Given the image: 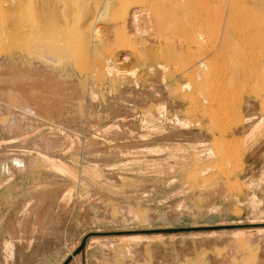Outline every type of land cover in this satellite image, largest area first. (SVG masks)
Returning <instances> with one entry per match:
<instances>
[{
	"label": "rangeland",
	"instance_id": "374dc122",
	"mask_svg": "<svg viewBox=\"0 0 264 264\" xmlns=\"http://www.w3.org/2000/svg\"><path fill=\"white\" fill-rule=\"evenodd\" d=\"M20 1L97 31L89 61L116 68L81 75L9 51L0 0V264H63L78 248L76 264H264V7L214 4L225 46L195 72L185 68L198 56L158 51L183 20L169 13L158 39L147 15L134 23L147 3L121 20L113 0ZM247 28L258 33L246 42ZM83 42L72 58L84 59ZM24 93L39 112L20 113Z\"/></svg>",
	"mask_w": 264,
	"mask_h": 264
},
{
	"label": "bare ground",
	"instance_id": "6f19581e",
	"mask_svg": "<svg viewBox=\"0 0 264 264\" xmlns=\"http://www.w3.org/2000/svg\"><path fill=\"white\" fill-rule=\"evenodd\" d=\"M38 1H40V0H38ZM59 1H61V0H59ZM113 1L118 2L117 6L115 4H113V6L115 5L114 7L117 8L116 11H118V14L120 12V14L117 15V17L121 15L122 16V17H120L121 20H122V18L123 19L125 18L126 12L129 10L130 4H133V5L142 4L143 5L144 3H147L146 4V5H148L147 12H144L143 7H142L143 9H141V10H137V8H138L137 7V8H135L136 12L133 11L134 13L131 16H133L134 23L136 24L137 17H138V19L140 18L139 15H144V18L147 15V18H145V19H147L148 24H149V27H148V31L150 32L149 35H151L153 38L158 39L161 31L164 29L166 31H168L167 24H168V22H170L169 13H171V15H172V18H173L172 20H174V21L176 20L177 22H180L181 20H183V22H182L183 24L179 25L177 32L175 30L173 33H171L173 35V37H171L172 41L166 40V41H164V43H160V44L158 43V45H159L158 51L160 53L162 52L165 54H173L175 52H178V53L179 52L180 53L185 52V54H187L188 56H192V58L195 57L194 55H196V57L198 56L197 59L191 60L190 62H188V64H186V66H187V68H185L186 70L190 69V70L195 71V72H198V71L200 72L201 71L200 69L204 70L203 68H205V66L207 67L208 61H207V59H206L207 62L204 61V59H201L200 56L201 55H206V56L208 55L209 56L210 54L213 55V53H216V52L217 53H219L220 51L222 52L223 48L221 49V47L225 46L223 43L224 41L222 42V40H221V43H223V46H221L220 48H217V46H216V45L219 46L218 43L216 45L214 44L213 37H215V36L213 35V33H214L213 28L214 27H213V19H212L213 5L214 4L218 5L219 3H221L224 0H119V1L113 0ZM22 2L20 0H6V2H5L6 3V5H5L6 10L4 12H7L10 18L6 14L7 15L6 24H5V27H4L2 33L4 34V36H6V38L8 39L9 42L11 41V43H10V44H12L11 47L8 46L9 51L16 49V50H18L17 52H19L21 54L24 53L25 55H27V56H29V57L37 60V61H40L46 65L48 64V65L58 66V65H61L63 63H66V66H67L68 64H71L75 69H77V72H79L81 75L92 76L93 74H99L101 72H107V71L109 72L110 70H112V68L114 69L115 66L111 68V64L109 63V60H106V58H104V57L99 58V56H102V55H99L98 58L96 55H93L92 61H89V53L93 49L97 50V46L100 44L99 41L96 40L99 37L97 35V31H95L94 34L92 33L93 31H91L89 28H87L86 31H81L80 27L77 26L76 17H73L72 23L70 22L68 24L66 22L67 17H65V15L61 12L62 11L61 9L56 11L55 9L52 8L51 11H48V13L46 12L45 15H43V13H41L42 15L34 16L33 13H29L28 11H26L27 9L26 10L23 9L22 6H23V4H25V2L24 3H22ZM61 2H63V0ZM110 2H112V1H110ZM114 2H112V3H114ZM241 2H243V3H241ZM240 3L245 5L244 9L247 7V5L250 8H253V10H255L254 9L255 7H257V9H258V7H264V0H240ZM47 4L46 5L42 4V5H43V7H46ZM2 5H4V4H2ZM110 5H108V3L105 2V4L103 6H101V7H104L103 12L108 11V10H109L108 12H112L110 10L111 8L109 9ZM142 5H140V6H142ZM64 6H65V3H64ZM136 6H134V7H136ZM143 6H145V5H143ZM1 7H3V6H1ZM249 7H247V9ZM24 8H25V5H24ZM47 8L49 9V6ZM112 10H113V8H112ZM23 11H24V13H23ZM242 11H245V10H242ZM250 11H252V10L250 9ZM88 12L89 11H87V13ZM115 13H117V12H115ZM115 13H113V14L111 13L113 15V17H114ZM250 13H252V12H250ZM228 17H229V15H228ZM228 17H227V19H228ZM232 18L240 20V18H243V13L237 12V13L232 15ZM232 18H231V20H232ZM227 19H226V22L228 21ZM231 20L229 19L230 24L232 22ZM222 21H221V25H222ZM132 22H133V20H132ZM229 22H227V23L229 24ZM234 23H235V21H234ZM232 24H233V22H232ZM226 27H224V28H226ZM232 27L233 26H231V28ZM149 28H150V30H149ZM227 28H229V27H227ZM234 28H236V27H234ZM238 29H236V30H238ZM229 32H230V30H229ZM232 32H233V29H232ZM240 32H242L241 29H240ZM257 33H256V30H254L253 28H249V30L247 28V29L243 30V33H241V35H239V34L238 35L241 37V40L244 39V41L246 40V42H247V39L249 40L250 37L255 36ZM219 34H221V33H219ZM225 34H224L225 37L222 38L223 40L228 38V37L231 38V36H232V39L235 41V36L233 33H232V35L229 33L231 36H229L227 34L228 37ZM233 36H234V38H233ZM258 36H259V34H258ZM236 37H237V35H236ZM240 37L239 38L237 37V38L240 39ZM15 38H18V39L16 40ZM28 39H29V41H28ZM250 39L252 40V38H250ZM255 39H257V38H255ZM14 40L18 41V44H17L18 48L17 47L15 48L14 43H13ZM83 40H84L83 45L80 44V47H83L85 45L84 49L85 48L87 49V52H86L87 56L85 55L84 59L72 58V56L74 54H72L73 52L72 53L70 52V49H73L74 47H76V45L78 47V44L81 43ZM169 40H171V39L169 38ZM175 41H177V42H175ZM236 41H237V39H236ZM221 43H220V45H221ZM242 43H245V42H242ZM253 44H254V42H253ZM227 45H228V43H227ZM254 46L255 45H253V50H254ZM249 48H247V49H249ZM227 49H229V48H226L225 52L231 51L232 48H230V50H227ZM244 49H245V47H244ZM235 50H236V48H235ZM237 50H238V47H237ZM83 51H86V50H83ZM248 51H250V50H248ZM256 51H257V48H256ZM221 52L219 54H221ZM67 53H69V55H66ZM70 53L72 54V56ZM238 53H239V50H238ZM96 54H97V52H96ZM111 54L113 56V53H111ZM74 57H76V56H74ZM213 57H215V56H213ZM190 59H191V57H190ZM121 61H127V59H122ZM208 64H209V62H208ZM208 67H209V65H208ZM208 67H207V69H210V67L209 68ZM207 69H206V71H207ZM188 72H191V71H188ZM204 72H205V70H204ZM23 98H24L23 103L22 102H20V103H22V106L24 109L20 108L21 109L20 111H22L20 113L28 112L26 109L27 107H29V109L32 108V114L39 112L38 111L39 109H37L35 106L34 107L32 106V102L29 101L30 97L28 96L27 93L23 94ZM19 101H20V99H19ZM26 114L24 113V115H26ZM30 114L31 113H29V115ZM29 117H32V116H29ZM13 124L14 123L12 122L7 127L10 128V130H11L14 126ZM19 125L20 124H18V126ZM7 127H6V129H7ZM259 127H260V123H257L256 125L254 124V126L251 128V132L249 135H251V136L254 135V133L257 132ZM12 131H14V130L12 129ZM8 133H9V131H8ZM45 161H47V160H44V162ZM48 166H49V168L61 169V166H59V165L56 166L53 162H49V161L46 164V167H48ZM62 170H63V166H62ZM136 240H137V238H136Z\"/></svg>",
	"mask_w": 264,
	"mask_h": 264
},
{
	"label": "water",
	"instance_id": "95a60500",
	"mask_svg": "<svg viewBox=\"0 0 264 264\" xmlns=\"http://www.w3.org/2000/svg\"><path fill=\"white\" fill-rule=\"evenodd\" d=\"M186 230H188V229H181V231H186ZM169 232L175 233V232H178V231L177 230H172V231H169ZM84 244H85V240L82 242V245H84ZM80 249L81 248H78V250L75 253H73L63 264H69L71 259L77 255V253L80 251Z\"/></svg>",
	"mask_w": 264,
	"mask_h": 264
},
{
	"label": "crops",
	"instance_id": "0c3cea01",
	"mask_svg": "<svg viewBox=\"0 0 264 264\" xmlns=\"http://www.w3.org/2000/svg\"><path fill=\"white\" fill-rule=\"evenodd\" d=\"M77 258V257H76ZM75 257L72 259V261L69 263V264H76L75 263V259H76Z\"/></svg>",
	"mask_w": 264,
	"mask_h": 264
}]
</instances>
